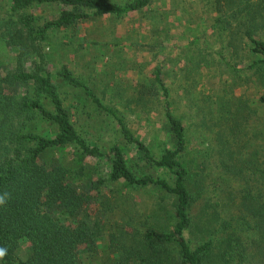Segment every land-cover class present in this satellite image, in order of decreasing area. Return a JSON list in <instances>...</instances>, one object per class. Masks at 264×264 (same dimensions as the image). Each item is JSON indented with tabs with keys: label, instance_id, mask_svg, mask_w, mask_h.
<instances>
[{
	"label": "trees",
	"instance_id": "obj_1",
	"mask_svg": "<svg viewBox=\"0 0 264 264\" xmlns=\"http://www.w3.org/2000/svg\"><path fill=\"white\" fill-rule=\"evenodd\" d=\"M8 1L7 15L0 16V42L18 56L15 68L0 74V195L8 197L0 206V247L7 248L2 264H87L100 254L101 241L114 255L111 264H264V0H214L202 12L204 23L227 40L225 51L235 65L226 59L223 64L240 81L233 88L248 85L257 94L256 106L242 98L219 97L216 103L214 94L205 98L208 107L200 117L209 119L204 131L208 151L215 154L210 163L192 155L190 132L174 113L162 68L137 92L124 93L126 108L136 112L153 104L163 108L172 148L159 158L68 67L50 68L45 42L51 31L94 18H124L153 0L124 6L109 0ZM49 5L63 11L43 25L26 13ZM31 56L38 60L28 68L24 63ZM181 60L185 81L200 77L202 62ZM192 81L198 85V79ZM77 89L83 91L74 94ZM86 107H94L93 113ZM105 118L116 121L122 138L109 152L98 145ZM44 127L53 136L44 135ZM125 149L135 151V160ZM66 150L79 158L76 170L48 158ZM91 161L107 163L106 178ZM154 170L167 172L170 180ZM122 189L157 196L152 215L109 219L122 209Z\"/></svg>",
	"mask_w": 264,
	"mask_h": 264
},
{
	"label": "rangeland",
	"instance_id": "obj_2",
	"mask_svg": "<svg viewBox=\"0 0 264 264\" xmlns=\"http://www.w3.org/2000/svg\"><path fill=\"white\" fill-rule=\"evenodd\" d=\"M109 1L124 6L136 0ZM213 2L214 0H153V4L144 11L129 14L124 18L110 16L94 18L70 30L51 31L45 42L50 68L55 72L68 67L104 106L113 108L124 116L125 123L133 135L145 142L156 158H159L166 148H172L168 130L164 126L163 108L153 104L146 112H136L132 107L126 108L124 93L137 92L141 82H148L154 71L162 68L174 113L183 120L190 132L194 148L192 155L194 158L202 157L210 163L215 159V154L208 151L210 144L204 131L209 119L203 120L200 117V112L208 107L205 98L214 94L215 97L211 99L214 103L219 102V97L224 102L242 98L249 101L252 106L257 105V94L252 87L244 85L241 88H233V85L240 81L232 70L223 64V60L226 59L235 65V61H232L225 51L227 40L216 34L212 27L209 28L210 22L205 24L202 19V12H207L209 4ZM10 6V1L0 0L1 17L7 15ZM62 11L60 5H49L33 7L26 13L34 16L36 24L43 25L59 17ZM17 56L16 49L8 48L0 42L2 76L15 68ZM180 59L182 63L190 59L196 64L199 62L204 64L200 77H193L196 81L199 80L198 85L193 84V78L189 82L185 81L180 72L178 61ZM37 60V57L31 56L24 64L31 68ZM242 76L244 78V74ZM82 91L77 89L73 93L80 94ZM74 98L78 100L77 97ZM84 99L85 97L81 107L86 105ZM67 104L71 105L70 102ZM75 104L79 107L78 101ZM89 106L95 104L89 103ZM85 110L93 113L94 107H86ZM95 122L99 124L97 119ZM104 127V135L98 145L103 151L109 152L110 147L120 142L122 138L114 119L105 118ZM44 128H46L44 135L53 136L49 128ZM89 128H86L87 131L94 136L91 133L94 130ZM84 137L89 138L86 134ZM98 138L93 137L95 140ZM125 151L135 160V151L132 149ZM72 152L55 151L49 154L48 158L60 160L64 165L74 167L76 170L80 160L78 157L75 158ZM90 163L92 167H97L100 177L106 178L108 165L105 161ZM152 172L159 178L168 180L171 178L165 171ZM85 173L94 180L98 178L92 171ZM216 173L218 174V171ZM87 175L84 178H87ZM109 187L116 190V187ZM121 193L126 196L122 209L110 213L109 219L124 217L128 220L132 217L146 220L154 212L157 196L153 193L147 191L126 193L124 189ZM105 194L111 195L108 192ZM96 211V208L90 210L92 214ZM100 247V254L93 259H87V264H111L114 255L108 249L106 241H101Z\"/></svg>",
	"mask_w": 264,
	"mask_h": 264
},
{
	"label": "clouds",
	"instance_id": "obj_3",
	"mask_svg": "<svg viewBox=\"0 0 264 264\" xmlns=\"http://www.w3.org/2000/svg\"><path fill=\"white\" fill-rule=\"evenodd\" d=\"M7 194L0 195V206H4L7 203ZM7 255V248L0 247V264H2L3 258Z\"/></svg>",
	"mask_w": 264,
	"mask_h": 264
}]
</instances>
